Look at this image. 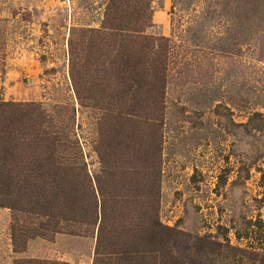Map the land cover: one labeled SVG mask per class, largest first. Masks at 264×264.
Returning <instances> with one entry per match:
<instances>
[{
	"label": "rangeland",
	"instance_id": "1",
	"mask_svg": "<svg viewBox=\"0 0 264 264\" xmlns=\"http://www.w3.org/2000/svg\"><path fill=\"white\" fill-rule=\"evenodd\" d=\"M109 2L0 0V102L43 112L83 167L65 187L87 209L45 237L19 229L44 219L0 207V264H94L99 186L118 233L155 210L179 264H264V0L123 3L145 5L155 39L129 88Z\"/></svg>",
	"mask_w": 264,
	"mask_h": 264
},
{
	"label": "trees",
	"instance_id": "2",
	"mask_svg": "<svg viewBox=\"0 0 264 264\" xmlns=\"http://www.w3.org/2000/svg\"><path fill=\"white\" fill-rule=\"evenodd\" d=\"M127 2L110 0L102 28L106 37L122 44L116 56L120 75L118 81L129 88L137 83V67L145 61L155 39L145 32L150 26V14L145 5L127 14L120 10L122 4ZM159 81L161 77H158ZM158 97L159 92L156 100ZM32 106L0 102V207L44 219L43 223L36 222L33 227L20 226L19 229L46 237L49 232L59 233V224L63 222L73 220L79 224L87 223V209L80 208L78 196L75 197L65 187L68 174L72 173L70 176L75 178L74 170L83 171V167L74 164V154L70 156L69 152L60 150H64L65 145L57 131L41 129L44 114ZM48 122L47 126L52 128ZM25 127L27 131L22 132ZM146 180L150 181L147 185L150 193L149 188H153L155 181L148 177ZM98 192L102 200L94 264H179L178 257L168 245L167 239L172 230L159 223L155 210H151V213L144 211L139 215V230L129 237L126 232L118 233L114 229L112 225L118 215L114 213L113 216L112 210L108 208L100 186ZM13 241L16 247L15 236ZM14 264L66 263L26 259L17 260Z\"/></svg>",
	"mask_w": 264,
	"mask_h": 264
}]
</instances>
